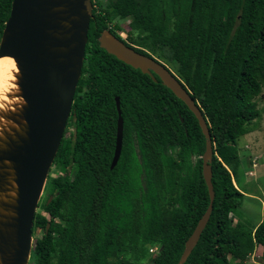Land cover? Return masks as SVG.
Segmentation results:
<instances>
[{
  "label": "trees",
  "instance_id": "trees-1",
  "mask_svg": "<svg viewBox=\"0 0 264 264\" xmlns=\"http://www.w3.org/2000/svg\"><path fill=\"white\" fill-rule=\"evenodd\" d=\"M10 2L0 0V35ZM91 5L81 73L34 213L27 264H123L121 254L145 259L149 246L160 256L154 264H177L208 203L200 160L204 139L196 120L155 76L153 82L100 49L97 38L104 30L135 52L172 66L207 126L214 197L183 264H240L256 246L264 261V219L252 224L242 218L239 209L248 197L233 185L234 142L250 132L249 123L258 117L253 99L264 90V0H93ZM125 20L122 40L115 32L117 21ZM114 98L122 143L110 170ZM132 137L149 193L142 221L131 205ZM52 168L57 174H50ZM136 232L142 239L132 236Z\"/></svg>",
  "mask_w": 264,
  "mask_h": 264
},
{
  "label": "water",
  "instance_id": "water-1",
  "mask_svg": "<svg viewBox=\"0 0 264 264\" xmlns=\"http://www.w3.org/2000/svg\"><path fill=\"white\" fill-rule=\"evenodd\" d=\"M91 0H11L0 35V57L17 63L11 76H18L26 106L11 119L19 126L0 138V264H27L32 247L31 228L46 177L57 152L80 77ZM98 47L116 60L139 70L180 100L196 120L204 139L200 156L201 176L208 203L191 234L184 241L177 264H183L204 229L214 197L211 185L212 148L208 129L198 108L177 79L161 63L125 46L107 30L97 38ZM11 84L16 83L10 80ZM6 109L14 105V90ZM111 170L119 157L122 120L118 99ZM5 125L0 122V128ZM11 127V122H8ZM18 186V187H17ZM48 228L46 224L45 230Z\"/></svg>",
  "mask_w": 264,
  "mask_h": 264
},
{
  "label": "rangeland",
  "instance_id": "rangeland-1",
  "mask_svg": "<svg viewBox=\"0 0 264 264\" xmlns=\"http://www.w3.org/2000/svg\"><path fill=\"white\" fill-rule=\"evenodd\" d=\"M127 22L128 20L117 21L120 30L115 33L120 34V37L123 38V40H126L125 34L128 30ZM113 23L114 22H112V24ZM166 67L171 74H174V68L172 66L166 64ZM0 71V76L3 74L0 81V95H2L9 92L12 85L10 80L13 79L11 74H9L8 78L5 77L6 75L3 70ZM7 80H9V82ZM2 90H5V92H2ZM253 102L255 109L258 111V117L249 123L248 130L250 129V132L237 137L234 142V149L237 157V169L236 181L233 182V185L249 198L245 197L242 200V205L239 209V213H242V218L249 220L252 224H257L260 220L264 219V90H261L260 94L253 99ZM130 144L133 150V155L129 157V160L132 164L128 166L127 171L129 172L128 175L131 177L130 186H132L134 190V203L131 205L133 209H135L136 220L142 221L144 209L148 205L149 193H147V181L144 176L142 161L134 137H132ZM176 150L177 148L171 149V157L176 153ZM50 174H57V172L52 168ZM234 217H230L231 224L235 223ZM56 222L63 224L61 220H57ZM136 235L137 236H132L134 238L142 239L140 233H137ZM128 239V237L125 238V242H127ZM148 248L149 250H152V252L149 253L145 259H136L137 257L133 254H129L128 256V253L121 254L120 259L123 264H154L160 258L156 253L157 247L149 246ZM260 253L261 248L256 246L254 252L247 256L242 263L240 262V264H264V261L260 258ZM114 262L115 261L113 260L110 264H114ZM230 264H233V262L230 261Z\"/></svg>",
  "mask_w": 264,
  "mask_h": 264
},
{
  "label": "clouds",
  "instance_id": "clouds-1",
  "mask_svg": "<svg viewBox=\"0 0 264 264\" xmlns=\"http://www.w3.org/2000/svg\"><path fill=\"white\" fill-rule=\"evenodd\" d=\"M0 59H5L13 64H16L17 61L13 57H0ZM18 76H13L12 79L17 81L16 83L11 85V89L16 92V96L13 97V100L15 101L14 105L10 108L5 107L4 103H0V122H2L5 127L0 128V138H6L7 135L12 134V129L15 128L18 130L19 126L15 123L13 119H11V116L18 115L20 111L23 110V108L27 104V100L24 98V96L21 94L22 90L19 86L18 78L20 75V69H16ZM0 99L7 101L8 97L3 96L0 97ZM11 122V127H8V122ZM18 187V186H17Z\"/></svg>",
  "mask_w": 264,
  "mask_h": 264
},
{
  "label": "bare ground",
  "instance_id": "bare-ground-1",
  "mask_svg": "<svg viewBox=\"0 0 264 264\" xmlns=\"http://www.w3.org/2000/svg\"><path fill=\"white\" fill-rule=\"evenodd\" d=\"M0 70H3L4 73H5V77H8L9 78V74L10 72H13L14 71V64L8 60H5V59H0ZM1 72V71H0ZM2 74V73H1ZM3 75V74H2ZM1 75V76H2ZM1 76H0V81H1ZM9 82V80H7ZM6 81V82H7ZM7 82V83H8ZM11 85V84H10ZM5 86V85H4ZM1 90V89H0ZM8 90V88H7ZM2 92H5V90H2ZM3 95V94H2ZM2 95H0V97H3ZM1 102H3L4 100L0 99Z\"/></svg>",
  "mask_w": 264,
  "mask_h": 264
},
{
  "label": "flooded vegetation",
  "instance_id": "flooded-vegetation-1",
  "mask_svg": "<svg viewBox=\"0 0 264 264\" xmlns=\"http://www.w3.org/2000/svg\"><path fill=\"white\" fill-rule=\"evenodd\" d=\"M91 1H93V0H91ZM128 23V22H127ZM110 33V32H109ZM119 37H120V34H118V33H116ZM116 38V37H115ZM121 38V37H120ZM122 40H123V38H121Z\"/></svg>",
  "mask_w": 264,
  "mask_h": 264
}]
</instances>
